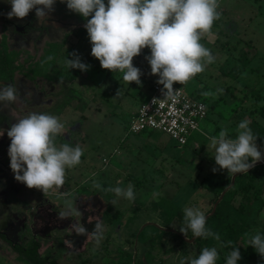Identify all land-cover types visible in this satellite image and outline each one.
<instances>
[{"label":"rangeland","instance_id":"obj_1","mask_svg":"<svg viewBox=\"0 0 264 264\" xmlns=\"http://www.w3.org/2000/svg\"><path fill=\"white\" fill-rule=\"evenodd\" d=\"M3 2L11 11V4L7 0ZM219 5L220 19L201 40L215 60L203 73L181 85L188 95L212 107L208 118L199 124L200 130L193 133L184 146L161 132L127 133L130 117L148 99L157 77L151 74L145 59L150 55L148 48L133 59L134 66L143 73L141 84H129L123 80V73L101 68L100 62L91 55L84 28L86 20L68 10L66 3L56 0L54 11L48 17L38 19L34 11L36 24L44 31L20 41L17 37L10 38L8 42L9 48L17 52L18 66L27 75L38 78L33 84L16 75L13 86L23 97L18 96L11 104L17 110L12 121L16 123L32 112L40 113L34 98L38 88L44 91L46 80L56 83L57 92V83L64 85L69 88L72 99L57 116L64 129L56 143L59 146L67 141L73 147L79 145L83 156L78 166L67 169L66 182L61 189L43 194L24 185L19 190V198L14 193L0 198V211H9L0 216L2 229L12 228L13 221L25 220L28 227L25 235L30 237L33 215L40 206H50L57 213L65 211V201L71 200L74 207L83 208L78 209L80 215L72 216V223L80 225L84 220H98L104 226V238L99 244L89 241L85 249L74 252L59 233L53 235L50 241L43 242L40 254L58 264H125L134 250L131 242L138 245L141 258L149 253L150 264H190L204 247H215L219 254L217 264H226L232 250L212 237L200 240L197 237L192 241L194 237L188 238L189 230L186 235L179 230L186 227L185 208H197L205 216L210 215L221 195L217 198L221 178L231 174L227 170L212 171L218 166L210 138L218 136L222 129H227L235 138L238 124L245 119L249 123L256 119L264 126L257 113L259 104L264 101V0H219ZM247 42L254 46L257 55L250 66L235 77L231 70L239 65V50ZM58 44L61 46L51 63L47 58L54 57ZM74 51L83 63L91 66L88 71L69 69L66 60L72 59L68 54ZM217 89L222 92L217 94ZM203 92L216 95L205 97ZM63 97V94L59 96L57 102ZM81 104L84 107L78 110ZM3 137L0 136V142H4ZM6 141L0 180L8 181L6 177L14 173L8 156L11 141ZM259 165L244 177L254 186L251 193L264 186V163ZM93 180L99 182L100 189L93 187ZM129 184L134 186V201L103 190L116 186L126 189ZM242 202L246 200L240 193L232 199L231 207L236 208ZM262 225L264 209L249 234L258 233ZM162 230H169V237H163ZM65 231L70 234L74 230L70 225ZM124 250L129 253L122 255ZM0 264L24 263L16 254L4 252L0 255ZM237 264L252 263L241 258Z\"/></svg>","mask_w":264,"mask_h":264},{"label":"clouds","instance_id":"obj_2","mask_svg":"<svg viewBox=\"0 0 264 264\" xmlns=\"http://www.w3.org/2000/svg\"><path fill=\"white\" fill-rule=\"evenodd\" d=\"M11 4L8 17L23 19L35 9L38 19L48 17L54 11L56 0H7ZM67 9L79 14L86 20L84 28L91 44V55L100 62L102 69L123 73L127 83L141 84V69L134 66L133 59L148 48L150 55L145 59L150 65L151 74L157 75V83L162 85L164 97L175 100L173 85H184L197 74L203 73L212 64L215 57L201 40L212 30L214 22L219 20V0H61ZM72 59L66 60L69 69L88 71L90 65L83 63L74 51L69 53ZM49 56L47 59L51 60ZM222 89H217V94ZM119 94V90L117 95ZM19 95L13 85L0 87V102L4 107L14 103ZM205 97L214 96L212 92H203ZM64 129L60 119L51 114L32 112L18 119L7 130L10 138L8 156L10 168L16 181L29 189L43 194L61 189L66 182L67 169L78 166L82 160L83 149L70 142L59 146L56 138ZM4 130L0 129V136ZM257 137L249 127V121L243 120L237 126V134L232 138L227 129L218 136L210 138L214 149L215 164L212 171L227 170L234 175L248 173L257 162L264 160V153L258 149ZM93 187L100 189L99 182L93 180ZM117 197L129 201L135 200L134 186H119L103 189ZM115 200L112 201L113 205ZM66 210L59 212V219H66L81 212L66 200ZM186 227L179 230L186 235L188 230L194 237L219 240V234L206 227L207 217L197 208L184 209ZM77 235L89 232L83 224H71ZM91 234L97 244L104 238V226L95 223ZM232 242L228 241V246ZM250 246L264 258V235L256 233L250 238ZM219 254L215 247H204L190 264H217ZM241 259L239 248L233 247L226 258V264H237ZM183 264V262H182Z\"/></svg>","mask_w":264,"mask_h":264},{"label":"flooded vegetation","instance_id":"obj_3","mask_svg":"<svg viewBox=\"0 0 264 264\" xmlns=\"http://www.w3.org/2000/svg\"><path fill=\"white\" fill-rule=\"evenodd\" d=\"M35 9H33L29 15L23 19H18L16 17L9 18L8 13L9 6H6L3 2V0H0V52L9 55L13 59V67L14 71L12 72V75L8 72L5 73V71L0 70V84L5 85H13L14 80L17 74H20L24 80L36 83V80L38 79L36 76H30L27 75L24 70H22L16 60L18 58L17 52L15 50H11L9 48V41L10 38H19L20 41L22 38L29 37L30 35L34 33H40L44 31V28L42 26H37L36 19L34 15ZM40 57V55H39ZM48 83H45L46 88H44V91L38 88L37 95L35 96L34 100L38 104V108L36 110H40V113L47 114V110L50 109L52 106H54L57 103V100L59 99L57 96V87L56 83L50 82L46 80ZM1 87V86H0ZM20 98L23 96L20 94L18 95ZM23 100V99H21ZM17 110L12 105H9V107H4L3 103L0 102V129L4 130V137L3 141L0 142V163H3V160L5 158L6 154V147L4 145L7 143L6 140H10V138L7 136V130L11 127L14 122L12 121L13 117L16 116ZM62 114V113H61ZM60 114V115H61ZM59 116V115H55ZM1 173V172H0ZM0 175H3L2 173ZM2 176L1 178H3ZM8 181L0 180V198H4L7 194L14 193V196L16 198H19V190L24 187L23 183H20L15 180L14 176H7ZM16 188V189H15ZM79 204V203H77ZM84 206V205H83ZM78 209H82L81 207L76 206ZM61 212V211H59ZM59 212L55 213L52 211L51 207H41L38 208V211L36 212L35 216L33 215V225L30 227V237L25 235V232L27 230V225L25 223V220L21 221H13L12 228L8 230H4L0 227V255H3L4 252L7 254L14 253L16 254V257L20 259L21 262L24 264H29L26 261H24L20 255L14 250L15 246H23L27 247L30 243L35 242L39 244L38 254L43 257L47 258L48 262H53L54 264H58L55 260H51L48 258V256H44L40 254V250L42 249V244L45 241H50L53 237V235L59 233L61 239L63 242L66 243V245L70 248L72 251H81L86 248V244L89 241H94V236L89 233L86 236V239L84 240L83 244L79 248H74L72 244L68 242L69 236L77 235L74 231L72 233H67L65 231L68 226L72 224V217L66 218V219H59ZM5 213H9V211L2 209L0 211V216L2 214L5 215ZM14 220H18L15 218ZM98 220H84L81 222L86 228H89L90 230L94 229L95 223H98ZM100 223V222H99ZM169 230L161 232L163 235L164 233L168 234ZM134 250L131 254H129V260L125 264H150L149 262V253L146 252L143 254V257H140V253L138 251V245H134V243L131 242ZM10 252V253H9ZM129 252H121L122 255L128 254ZM133 253H135L133 255ZM117 259V258H116ZM119 264H123L121 262H118Z\"/></svg>","mask_w":264,"mask_h":264},{"label":"trees","instance_id":"obj_4","mask_svg":"<svg viewBox=\"0 0 264 264\" xmlns=\"http://www.w3.org/2000/svg\"><path fill=\"white\" fill-rule=\"evenodd\" d=\"M57 45V44H56ZM61 45L58 44L55 51V55ZM239 65L235 66L231 72L235 77H239L251 64L252 60L256 57V52L254 46L247 42L243 47L240 48L238 53ZM53 59L50 62H53ZM50 63V64H51ZM0 70L10 73L14 71L13 59L9 55H5L0 52ZM59 91L57 96L64 95L61 102H57L54 106L47 110V114L60 115L63 112L65 106L70 104L72 97L70 96V90L64 85L58 84ZM257 98L260 95H256ZM84 104L78 110H82ZM212 106L209 105V108ZM258 116L264 121V101L259 105L257 111ZM249 127L252 129L253 134L258 136L256 143L264 150V126L261 122L256 119H252L249 123ZM261 166V165H259ZM251 170H249L250 172ZM248 172V173H249ZM242 174L237 176L233 186L224 194L221 201L216 207L213 215L207 219L206 227L214 233L219 234L218 242L222 243L228 250H232L233 247L239 248L241 253V258L252 263V264H264V258H262L255 249L250 246V238L255 234H249L258 221L259 216L264 209V197L263 188H255L254 186L244 180V177L248 174ZM233 174H229L224 178H221V183L218 188L217 198L220 193H222L231 182ZM253 181V180H252ZM264 183V182H263ZM264 185V184H263ZM242 194L243 199L246 202L240 203L236 208L231 207V201L238 194ZM216 198V199H217ZM233 213V214H232ZM184 221V217H183ZM264 235V225L260 227L259 232ZM170 233H164L163 237H169ZM194 236L189 230L188 238H193ZM202 238H198L200 240ZM228 241H231V246H228ZM39 244L32 242L27 247L15 246L14 250L20 255V257L29 264H54L53 262H48L47 258H43L38 254Z\"/></svg>","mask_w":264,"mask_h":264},{"label":"built area","instance_id":"obj_5","mask_svg":"<svg viewBox=\"0 0 264 264\" xmlns=\"http://www.w3.org/2000/svg\"><path fill=\"white\" fill-rule=\"evenodd\" d=\"M150 87V96L144 101L128 122L127 133L161 132L178 145H186L192 134L199 131V124L208 118L209 105L188 95L179 83L173 85L176 99L164 97L163 86L157 83ZM104 163L106 159L102 160Z\"/></svg>","mask_w":264,"mask_h":264},{"label":"water","instance_id":"obj_6","mask_svg":"<svg viewBox=\"0 0 264 264\" xmlns=\"http://www.w3.org/2000/svg\"><path fill=\"white\" fill-rule=\"evenodd\" d=\"M263 164L264 162L263 161H260V162H257L256 164H255V166H257V165H259V164ZM254 166V167H255ZM242 174H245V173H242ZM242 174H236V175H234V176H232V178H231V182H230V185L221 193V195H220V197H219V199L217 200V202L215 203V205H214V207H213V209H212V211H211V213H210V215H207L206 217H207V219H208V217L209 216H211V215H213L214 214V212H215V210H216V206H217V204L221 201V199H222V197L224 196V194L233 186V184H234V181H235V179H236V177L237 176H240V175H242ZM94 226H95V224H93ZM86 228V227H85ZM87 229V231L89 232V233H91L93 230H90L89 228H86ZM88 233V234H89ZM87 236V235H86ZM86 236L85 235H72V236H69V238H68V242L70 243V244H72L73 245V247L74 248H79V247H81V245L83 244V242H84V240L86 239ZM197 237H194L193 239H192V241L193 240H195Z\"/></svg>","mask_w":264,"mask_h":264},{"label":"crops","instance_id":"obj_7","mask_svg":"<svg viewBox=\"0 0 264 264\" xmlns=\"http://www.w3.org/2000/svg\"><path fill=\"white\" fill-rule=\"evenodd\" d=\"M262 103H263V102H262ZM262 103H261V104H262ZM261 104H259V105H261Z\"/></svg>","mask_w":264,"mask_h":264}]
</instances>
